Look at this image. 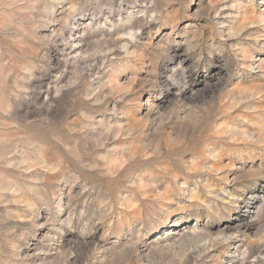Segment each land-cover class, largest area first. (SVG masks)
Segmentation results:
<instances>
[{"label":"clouds","instance_id":"9594fccd","mask_svg":"<svg viewBox=\"0 0 264 264\" xmlns=\"http://www.w3.org/2000/svg\"><path fill=\"white\" fill-rule=\"evenodd\" d=\"M0 264H264V0H0Z\"/></svg>","mask_w":264,"mask_h":264}]
</instances>
